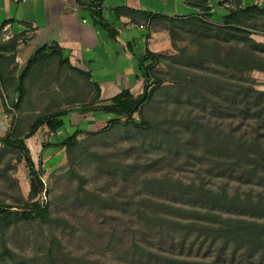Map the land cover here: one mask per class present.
Returning <instances> with one entry per match:
<instances>
[{
	"label": "trees",
	"instance_id": "obj_1",
	"mask_svg": "<svg viewBox=\"0 0 264 264\" xmlns=\"http://www.w3.org/2000/svg\"><path fill=\"white\" fill-rule=\"evenodd\" d=\"M102 1L89 3L92 23L115 38L117 30L102 17ZM184 2L196 8L197 13L168 17L124 7L113 10L117 18L126 16L135 26L151 27L157 21L164 22L172 49L178 52V55H164L146 50L137 58L143 80L142 93L137 96L125 89L109 100H101L100 89L90 80V75L70 66L55 46L37 49L20 70L16 71L15 66L10 68L18 42L25 38V34H20L3 40V29L13 20L0 25V93L13 97L11 106L20 118H30V114H25L30 110L22 107L28 95L27 83L46 60L56 58L60 65L65 64L93 88V98L82 104L81 112L113 116L102 130L89 134V137H96L116 132L120 127L141 136L154 134L153 129L159 125H152L146 111L157 93L165 91V108L174 107L178 111L179 107L186 106V123L181 122L186 125L181 134L182 147L176 152L182 149V155L187 156L197 147L204 149L210 155L212 168L223 170L226 182L237 187L218 192L207 188L203 182L173 185L171 178L148 174L146 167L150 163L141 162L137 154L125 164L105 161V158V162L96 161L106 178L105 185L112 181L113 191L101 196L93 189H86L80 180L70 202L76 206L79 203L78 206L102 219L110 213L113 215L106 241L102 236L103 247L106 244L111 249L114 259L127 260L124 264H262L264 221L258 222V218H264V204L249 192L241 195L238 188L242 184L264 183V91L257 90L247 76L252 71L264 72V43L250 38L254 32L264 35V8L256 4L243 7L242 0H232L228 14L218 24L212 21L206 0ZM258 19L263 22L260 29L255 23ZM180 41L186 42V46L179 48ZM165 59L182 71L181 75L169 80L168 86H163V79H152L155 69ZM70 112L58 108L38 114L25 131L19 132L15 127L0 137V164L5 155H14L25 167L29 180L27 198L18 187V194L10 203L0 200V229L31 221L52 225L49 204L43 205L38 199L44 190L41 168L35 167L25 140L41 127H45L49 135H55L63 125L60 117ZM216 123L227 128L221 136V132L216 131ZM166 132L165 129L157 136ZM78 135L79 131H75L66 139L51 144L64 148L66 174L72 175L70 180L78 179L72 174L76 153L82 148ZM132 150L133 146H129L124 152ZM38 165L40 167L41 163ZM223 213L234 214L236 218L222 219ZM123 217H127L128 222H124ZM52 249L46 257L52 260L50 264H57L54 261L58 262L63 253L54 250V246ZM76 260L78 264H107L103 261L92 263L87 256H76Z\"/></svg>",
	"mask_w": 264,
	"mask_h": 264
},
{
	"label": "rangeland",
	"instance_id": "obj_2",
	"mask_svg": "<svg viewBox=\"0 0 264 264\" xmlns=\"http://www.w3.org/2000/svg\"><path fill=\"white\" fill-rule=\"evenodd\" d=\"M246 3L248 4V2ZM254 3L264 8V0H254ZM227 14L212 21L220 24L221 18ZM255 23L257 29H260V25L263 24L259 19ZM7 36L10 39L11 36L15 37L17 35L7 32ZM250 38L258 43H264V35L260 33L254 32L250 35ZM24 41L25 38H22L18 42V46L25 44ZM186 44V42L180 41L177 46L182 48ZM17 53L18 49L15 53V59ZM164 55H178V52L172 49L164 52ZM15 59L10 68L15 66L14 68H17V71L23 68L25 64H16ZM180 73L182 71L178 65H175L169 59H165L155 69L152 79H163L165 80L163 86H168L170 85L169 80L176 75H181ZM247 76L250 77L253 86L257 90L264 91V72L252 71ZM27 86L28 95L23 101L22 107L30 110L25 113L30 114L28 119L20 118V115L12 109L11 100H13V97L8 98L4 95L7 109H12L14 112L13 121L11 124L8 122L6 132L14 130L15 127L19 132L25 131L27 125L35 116L58 108L78 112V116L83 115L94 121L93 123L86 121L80 130H76L79 131L78 138L82 143L81 150L76 153L75 171L72 173L74 174L73 178L78 177L77 180H70L72 175L66 174L68 166L64 149V154H56V151L49 154L44 153L47 148L52 146L48 142L50 135L45 127H41L36 132L37 134L33 135L35 137L31 138V148L27 147L29 152L31 150L35 155V167L37 169L41 168V179L44 184V190L38 196V199L43 205L49 204L53 223L48 225V223L45 224L40 221H31L15 223L7 228H1L0 264H50L52 260H48L46 254L53 250L52 246H54V250L63 253V257L58 262L54 261L57 264H78L79 261L76 260V256H87V259L92 263L103 261L107 264H124L127 261L114 259L111 249L106 244L103 247L102 236L106 241L111 231L110 222L113 215L110 213L102 219L97 217L95 213L78 206L79 203L76 206L70 202L75 197L74 194L80 180L86 189H93L101 196L111 194L113 183L109 181L108 186L105 185L106 178H104L101 168L98 166V162L103 161L104 158L105 161L125 164L132 161L133 157L138 154L141 162L150 163V166L146 167V172L149 171L148 174L153 173L154 176L162 175L171 178L174 182L173 185H178L181 182L183 186H190L192 182L196 184L203 182L207 188L218 192H222L223 189L232 191L237 187L233 183L226 182V174L223 173V170L212 168L209 164L210 155L204 149L197 147L198 149L195 148L187 156L182 155V149L176 152V149L182 147L183 136L181 134L186 125H182L181 122L186 123V120H184L186 106L179 107L178 111H175L174 107L165 108V91L157 93L154 102L146 111V116L152 125H159V128L153 129L154 134L144 133L141 136L135 131L129 132L120 127L118 131L113 133H101L96 137H89V134L102 130L113 116L102 113L81 112L82 104L90 102L93 98V88L88 81L72 72L65 64L60 65L56 58H50L37 70L33 78L29 79ZM75 102H78V105H75ZM6 112L8 111L6 110ZM134 118L137 120V115H134ZM80 119L78 123H80ZM216 124L218 125L216 131L221 132V136L222 131L227 128L224 124ZM165 129L167 130L165 135L157 136L159 133L162 134ZM140 144H142V147H140ZM129 146H133V150L130 153L124 152ZM39 162L41 163L40 167ZM0 173V200L6 204L10 203L12 198L17 196L18 187L23 197L27 198L29 189L28 191L22 189L24 180L27 179V171L14 155H5L0 164ZM45 189H48V194ZM250 190L252 191L250 192ZM238 191L241 195L249 192L253 198L262 201L264 204V183L256 185L242 184L239 186ZM169 204L176 208L180 207L175 203ZM118 218H122V216ZM221 218L236 217L234 214L223 213ZM258 220V222H262L264 218H258ZM123 221L128 222L127 217H123ZM91 231L93 234H91ZM53 236H56L55 242ZM52 243L54 245H51ZM262 264H264V261Z\"/></svg>",
	"mask_w": 264,
	"mask_h": 264
},
{
	"label": "crops",
	"instance_id": "obj_3",
	"mask_svg": "<svg viewBox=\"0 0 264 264\" xmlns=\"http://www.w3.org/2000/svg\"><path fill=\"white\" fill-rule=\"evenodd\" d=\"M91 1L93 0H0V25L6 20H13V23L3 29L4 41L9 39L7 32L12 35L25 34V44L17 47L16 64L24 65L43 46H55L70 66L90 75V80L99 87L100 99L103 101L125 89L134 96L141 94L143 80L137 68V58L143 56L146 50L152 53L172 50L164 22L157 21L151 27L135 26L126 16L117 18L113 11L115 8L124 7L168 17L189 16L198 11L186 5L184 0H103L100 5L102 17L118 33L112 38L104 29L92 23L89 8ZM206 1L213 20L227 14L232 0ZM253 4L254 0H242L243 7ZM6 110V101L0 93V137L6 133L8 125L4 117ZM77 114L78 112L72 111L60 117L63 125L55 135L48 137V142H60L77 129L80 130L86 121H94ZM31 138L25 142L29 149ZM63 149L51 146L44 153L56 151V154H64ZM30 152L35 163V155L31 150ZM22 189L28 191V178L24 180Z\"/></svg>",
	"mask_w": 264,
	"mask_h": 264
},
{
	"label": "built area",
	"instance_id": "obj_4",
	"mask_svg": "<svg viewBox=\"0 0 264 264\" xmlns=\"http://www.w3.org/2000/svg\"><path fill=\"white\" fill-rule=\"evenodd\" d=\"M8 112L5 113L4 117H5V120L8 122H10V124L12 123L13 121V117H14V112L12 109H7ZM10 126V125H9Z\"/></svg>",
	"mask_w": 264,
	"mask_h": 264
}]
</instances>
